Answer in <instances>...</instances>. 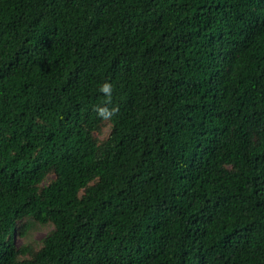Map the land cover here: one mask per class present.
Instances as JSON below:
<instances>
[{"label": "trees", "instance_id": "1", "mask_svg": "<svg viewBox=\"0 0 264 264\" xmlns=\"http://www.w3.org/2000/svg\"><path fill=\"white\" fill-rule=\"evenodd\" d=\"M0 264H264V0H0Z\"/></svg>", "mask_w": 264, "mask_h": 264}, {"label": "rangeland", "instance_id": "2", "mask_svg": "<svg viewBox=\"0 0 264 264\" xmlns=\"http://www.w3.org/2000/svg\"><path fill=\"white\" fill-rule=\"evenodd\" d=\"M110 129L109 125L103 127L102 132L98 135L100 138L104 137ZM52 225H37L29 234L28 239L22 237H16L17 243L23 244L25 241H34V244H37L51 229Z\"/></svg>", "mask_w": 264, "mask_h": 264}, {"label": "clouds", "instance_id": "3", "mask_svg": "<svg viewBox=\"0 0 264 264\" xmlns=\"http://www.w3.org/2000/svg\"><path fill=\"white\" fill-rule=\"evenodd\" d=\"M102 90L105 92V93H111V85H109L108 83H105L102 87ZM101 115L103 116H107L109 115V113L105 110H101Z\"/></svg>", "mask_w": 264, "mask_h": 264}]
</instances>
